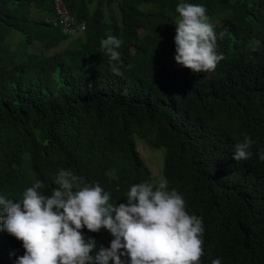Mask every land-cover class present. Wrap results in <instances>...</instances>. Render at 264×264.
Masks as SVG:
<instances>
[{"label": "trees", "instance_id": "trees-1", "mask_svg": "<svg viewBox=\"0 0 264 264\" xmlns=\"http://www.w3.org/2000/svg\"><path fill=\"white\" fill-rule=\"evenodd\" d=\"M62 1L75 31L53 23L55 0H0V194L20 199L37 180L50 194L72 169L125 203L132 185L156 180L140 138L165 148L169 189L203 217L201 264H264V0H185L206 7L224 55L205 73L174 59L181 0ZM108 35L123 41V75L101 48ZM245 135L254 155L237 162ZM24 253L0 232V264Z\"/></svg>", "mask_w": 264, "mask_h": 264}, {"label": "clouds", "instance_id": "clouds-1", "mask_svg": "<svg viewBox=\"0 0 264 264\" xmlns=\"http://www.w3.org/2000/svg\"><path fill=\"white\" fill-rule=\"evenodd\" d=\"M176 11L175 56L177 64L194 73L215 71L224 55L217 51V33L203 4L181 0ZM222 38V34H221ZM101 48L114 62L112 72L123 75V41L108 35ZM255 141L245 135L232 159L246 161L254 155ZM256 155L264 161V150ZM51 193L37 180L20 199L0 194V232L22 241L25 253L14 264H201L204 255V221L189 213L184 196L169 189L166 177L158 182L134 184L125 203H111L112 193L99 183H85L72 169H61ZM113 237L109 246L83 229ZM14 255V253H13ZM212 264H223L221 258Z\"/></svg>", "mask_w": 264, "mask_h": 264}, {"label": "rangeland", "instance_id": "rangeland-1", "mask_svg": "<svg viewBox=\"0 0 264 264\" xmlns=\"http://www.w3.org/2000/svg\"><path fill=\"white\" fill-rule=\"evenodd\" d=\"M75 35H79V33L75 32L72 34L71 37H74ZM36 49H38L37 45L32 46V50H36ZM136 141H137V148L142 158L144 159L147 166L155 174L156 177L155 182H158L159 178L163 176L165 148H153L140 138H137Z\"/></svg>", "mask_w": 264, "mask_h": 264}, {"label": "built area", "instance_id": "built-area-1", "mask_svg": "<svg viewBox=\"0 0 264 264\" xmlns=\"http://www.w3.org/2000/svg\"><path fill=\"white\" fill-rule=\"evenodd\" d=\"M55 8L58 14V17L54 20L55 25H60L64 28L65 31H75L74 18L71 15L68 8L65 6L62 0H55ZM85 29V25H82L80 31Z\"/></svg>", "mask_w": 264, "mask_h": 264}, {"label": "bare ground", "instance_id": "bare-ground-1", "mask_svg": "<svg viewBox=\"0 0 264 264\" xmlns=\"http://www.w3.org/2000/svg\"><path fill=\"white\" fill-rule=\"evenodd\" d=\"M68 8V7H67ZM75 26V25H74Z\"/></svg>", "mask_w": 264, "mask_h": 264}]
</instances>
